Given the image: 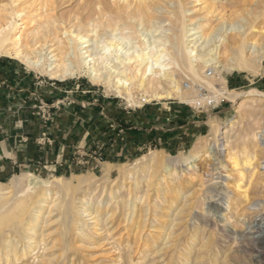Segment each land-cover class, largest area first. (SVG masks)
Here are the masks:
<instances>
[{
	"label": "rangeland",
	"instance_id": "374dc122",
	"mask_svg": "<svg viewBox=\"0 0 264 264\" xmlns=\"http://www.w3.org/2000/svg\"><path fill=\"white\" fill-rule=\"evenodd\" d=\"M97 1L0 0V28L14 25V34H20L21 30L34 34L30 36L38 39V45L44 44V52L48 54L49 49L56 47L59 40L67 42L72 35H93V27L98 28L99 35L104 32ZM178 1H182L184 9H187V18L192 17L194 20V23L187 20L188 27L203 22L207 26L206 31L211 32L224 25L225 40L218 48L219 59L222 61L219 68L222 70L227 54H231V47L236 46L241 36L247 38V53L251 52L253 40L260 45L264 42V0H147L151 19L148 17L142 25L132 19L123 23L138 31L148 28L151 20L161 29L169 28V19L172 20L173 13L177 12ZM139 4L142 6L132 0V13L137 11ZM44 6L53 15L48 26H42L41 20L33 16ZM20 8H25L24 12H18ZM233 23L245 27V30H233ZM129 32L125 30L124 34L129 35ZM163 34L156 32L149 35L160 37ZM49 56L51 54L47 56L50 61ZM0 59L17 63L43 84L66 90L65 96L73 95L78 99H81L79 96L83 97L93 106L95 113L103 115L107 124L102 130L110 133L105 136L106 144L100 146L96 140L85 148L87 154H77L81 160H90L81 168L56 171L53 174L25 172L28 173L26 182L30 180L33 185L30 191L32 196L26 203L28 212L24 215L21 233L16 240L19 241L18 251L21 252L24 246H30L31 252L18 256V259L11 253L8 261L1 258L0 264H198L196 257L200 245L196 237L198 224L195 220L203 202L206 211L211 205H221L218 197L229 196L235 201L243 197L241 191L246 189L248 196L243 197L240 209L233 212L225 204H222V208L230 217L227 226L235 233L231 239L235 237L241 241L246 237L257 238L259 230H263L262 241L256 244L254 250L245 253L247 257H243V261L245 264H264V209L245 207L255 199L264 201V148L259 145L255 135L264 127V58L256 72L238 69L222 71L226 78L225 87L228 90L235 89L239 96L235 99L222 98L215 108L209 110H197L189 101L178 98L144 102L140 98L143 97V91L137 87L134 88V94L139 97V101L133 105L88 76L55 79L30 67L22 59L6 55H0ZM207 69L212 72L211 66ZM185 82L191 83L187 77L182 76L181 85L184 86ZM34 98L38 102L37 115L47 125L53 118L51 106L40 92ZM253 99L257 100V106L251 103ZM66 101L71 103V100ZM229 124H233L229 146L226 142V145L212 149L209 144L213 129L219 126L223 131ZM201 145L203 148H197ZM107 146L112 150L105 154L104 148ZM244 149L255 155L251 166L247 163L244 165L241 160L244 159ZM198 150L203 151L201 156L178 162L180 154H196ZM207 150H210V156L206 157L204 151ZM154 152L166 161L163 164L154 162L153 165L151 159ZM231 153H234L233 157ZM236 158L241 160L240 165H235ZM166 162L172 164L170 168L177 169L175 174L169 172ZM253 166L256 172L254 183L238 188L239 170L243 169L249 175ZM203 167L211 171L203 177L206 184L201 186L202 180L198 179ZM22 173L24 171H17L0 179V184L7 185L14 176ZM211 173L214 175L210 178ZM58 180H81L80 189L75 191L73 227L66 236L62 234L60 207L50 208L47 205V197L55 199ZM211 184L216 188L230 187L229 195L207 198L211 194L207 189ZM97 187L88 211L83 214L82 210L86 206L83 196L90 191L94 192ZM57 195L59 198L56 202L63 200L60 198L62 195ZM30 221L38 223L37 234L33 235L34 241L29 239ZM219 224L221 226L223 222ZM14 233L17 235L15 231L5 233L3 238L15 236ZM231 245L235 248V244ZM186 257L189 262L185 261Z\"/></svg>",
	"mask_w": 264,
	"mask_h": 264
},
{
	"label": "bare ground",
	"instance_id": "6f19581e",
	"mask_svg": "<svg viewBox=\"0 0 264 264\" xmlns=\"http://www.w3.org/2000/svg\"><path fill=\"white\" fill-rule=\"evenodd\" d=\"M136 1L141 3L142 6L139 4L137 11L132 13V0H98L97 6L100 7L99 12L103 20L101 24L104 27V32L99 35L98 28L93 27V35H72L67 42L59 40L56 47L49 49L48 54H51L49 56L50 61L47 58L48 54L44 52L45 45H38V39L34 38L35 36H30L34 34H27L23 30L20 31V34H14V25L0 28V55L22 59L30 67L55 79L65 80L67 77L77 75L88 76L92 81L104 84L109 91L115 92L133 105L139 101V97H135L134 94L135 87L143 91V97L140 98L148 103L153 99L164 98H178L191 103L196 95L197 86H204L208 89L218 102L222 98L235 99L239 96V92L235 89L228 90L225 87L226 78L223 76L222 71L225 70L227 72L238 69L256 72L260 67L264 58V42L260 45L256 40H253L251 42V52L247 53V38L241 36L235 44L236 46L234 48L231 47V54H227L228 57L224 61L223 70L220 69L219 66L222 61L219 59L218 48L225 40L226 29L223 31L224 25H220L215 31L212 30L211 32L206 31L207 26L203 22L188 27L186 24L187 20H190V23H194V20H192V17L187 18L185 15L187 9H184L182 1L177 2V12L173 13L174 17H172L174 19H169V28L161 29L160 26H155L152 20L149 27H146L143 31L125 26L123 21L125 22L127 19H132L142 25L144 20L149 17L151 9L150 5L146 3L147 0ZM44 7H41V11L33 16H37L41 20L42 26H48L50 20L52 21L53 15ZM24 9L20 8L18 12L22 13ZM151 17L152 14H150L149 19ZM250 23L252 25L251 21ZM249 25L248 27H250ZM231 28L233 30H243L245 27L243 28V26L233 23ZM125 30H130L129 35L124 34ZM156 32L164 34L170 32V34H163L160 37L149 35ZM149 36H151V40ZM28 47L32 49L29 50ZM209 66L212 67V72H208L207 67ZM182 76L187 77L191 81L185 88L181 85ZM187 96L189 98H186ZM251 103L257 106L256 99H253ZM241 106L242 103L239 107ZM246 116L248 117V115ZM232 126L233 124H229L223 131H221L219 126L213 129L212 141L210 140L209 144L212 149L224 146L226 142L228 145L231 138L230 133L233 129ZM255 135L259 145L264 148V127ZM197 148H203V146L201 145ZM209 151H204L206 157L210 156ZM243 153L244 159H241L243 164L247 163L248 166H251L255 155L246 150ZM202 154L203 151L200 150L196 154H180L178 162L193 160ZM230 156L233 157L234 153H231ZM241 160L236 158L234 160L235 165H240ZM164 161L166 160L161 159L157 152H154L151 159L153 165L154 162L163 164ZM167 164L166 162L165 166L169 168V172L171 171V173L175 174L177 169H172L170 168L172 164ZM262 164H264V158ZM251 168L249 175H246L243 169L239 170L238 188H244L254 183L255 166ZM210 171L209 168L206 170L204 168L203 172H198L200 175L198 180H202L201 186L206 184L203 177L206 174H210ZM27 175L28 173L24 172L14 176L7 185L0 184V260L5 258L8 261L11 253L15 254V259H18V256H25L28 252H31L30 246H24L21 252L18 251L19 241L16 240L21 233L24 215L28 212L26 203L32 196L30 191L33 185L30 180L28 183L26 182ZM213 175L211 173L210 178ZM80 184L81 180L65 182L58 180L56 184L57 190L54 192L56 195L55 199L50 200L47 197L48 207L58 206L61 209L63 220L62 234L65 236L71 232L73 227L76 201L75 191L80 189ZM12 188H15L16 191L13 192ZM97 189L98 187L95 191L93 190L94 192L90 191L83 196L86 203L82 210L83 214L88 211ZM207 189L211 193L207 198H213L215 195L228 196L230 191L228 186L216 188L212 184ZM205 191L207 192V190ZM247 192V189L241 191V195L247 197ZM57 194L62 195L63 197L60 198H63V200L56 202L59 198ZM243 197L235 201L229 196L218 197L221 205H211L210 209L206 211V204L203 202L201 212L196 216L195 220L198 224L196 237L199 239L198 245H200L196 257L198 264H245L243 261V257H247L245 253L250 249L254 250L257 243L260 244L263 230H259L260 234L257 238L249 239L246 237L241 241H238V238L235 237L231 239V235H235V233L232 230L230 231L227 226L230 217L223 212L222 204H225L227 208L234 212L244 202ZM247 206L251 209H264V201L255 199L253 202L247 203L245 207ZM97 211H99V207H97ZM220 221L223 222L221 226L219 224ZM29 225L28 230L31 233L29 239L33 240V235L37 234L38 223L30 221ZM12 231H15L17 235L14 233L15 236H11L8 239L3 238L5 233L11 234ZM5 241L8 243L7 245H5ZM29 242L30 244L33 243ZM232 243L235 244V248L231 247ZM258 246L261 247V245ZM232 249L234 250L231 252ZM188 254L189 252H187ZM185 261L189 262L188 257L185 258Z\"/></svg>",
	"mask_w": 264,
	"mask_h": 264
},
{
	"label": "crops",
	"instance_id": "0c3cea01",
	"mask_svg": "<svg viewBox=\"0 0 264 264\" xmlns=\"http://www.w3.org/2000/svg\"><path fill=\"white\" fill-rule=\"evenodd\" d=\"M65 91L43 84L15 62L0 59V179L17 171L53 174L81 168L90 160L77 154H87L85 148L96 140L100 146L106 144L110 133L102 130L107 124L103 115L83 97L65 96ZM37 92L51 106L53 118L47 125L37 115ZM111 150L107 146L104 153Z\"/></svg>",
	"mask_w": 264,
	"mask_h": 264
},
{
	"label": "built area",
	"instance_id": "2783aa9c",
	"mask_svg": "<svg viewBox=\"0 0 264 264\" xmlns=\"http://www.w3.org/2000/svg\"><path fill=\"white\" fill-rule=\"evenodd\" d=\"M188 85V82H185L184 88ZM218 101L213 97V94L210 93L208 89L204 86H197L196 95L194 96L191 105L197 110H209L213 109L218 105Z\"/></svg>",
	"mask_w": 264,
	"mask_h": 264
}]
</instances>
